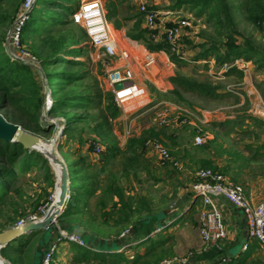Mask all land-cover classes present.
I'll return each instance as SVG.
<instances>
[{"label": "rangeland", "instance_id": "1", "mask_svg": "<svg viewBox=\"0 0 264 264\" xmlns=\"http://www.w3.org/2000/svg\"><path fill=\"white\" fill-rule=\"evenodd\" d=\"M104 1L105 4H107L106 0ZM177 1L179 0H146V3L149 6L161 10L164 13L163 16H161L163 19H176L175 21L184 18L189 19L191 25L182 30L181 40L179 42L185 54L184 62L186 63L181 68H178L168 55V58L165 55H161L160 58L154 55L156 60H159L160 63L156 61L150 71L144 70V62L150 57L148 56L149 52L146 50L147 44H149L150 41L138 42L129 37V34L136 35L138 29H143V20H140L136 24L135 22L133 23V21L126 22L124 20L125 17H138L140 15L137 6L125 2L120 7V17L117 22L120 23L121 29L117 30L114 24L110 22L116 30L119 51H126L128 53L126 62L130 64L135 73V83L138 86V83H140L146 90L144 96L126 103L123 109L118 107L121 110L119 119L123 117V115H126L128 118L126 120H122L121 118V121L115 124L114 121L112 122L115 141L118 145L119 139L116 137L114 130L118 133H122L124 136L125 133L122 131V128L125 122L128 125L125 134L126 143H128L129 139L139 137L145 131L151 129L160 133V136L148 138L146 140V157H143V163L145 165L144 167L136 168L135 172L133 170L128 171V174L130 171L133 172L134 177H132V179H130L128 175H118L119 171L115 175L114 171L117 166H114L111 171L109 169V173H104V176L110 179L115 177L117 184L119 180L118 185L121 189H127L134 193V197L136 198L134 201H138V198H144L146 206L148 204L152 213L160 210L161 207L166 209L174 201L176 196L175 192L178 191L177 188L191 183L194 173L203 169L200 163L202 160H212L218 170L221 172L224 171L223 173L230 181L244 187L246 183L251 181L249 177L252 173V169L250 168L254 167L246 165L247 159L251 158L257 152L264 153V124L258 125L252 120H244L248 119L249 116L258 118L254 115L259 113V111L262 115L264 114V72L258 70L255 63L245 61L244 59L236 60L232 66H218L215 58H209L205 60L206 62L201 63L197 61L196 56L201 51L213 46L214 43L219 46L222 45L223 48L226 40L218 37L217 28L214 26L215 20L209 19L215 14V11H211L204 16H197L196 11H193L189 5L177 8ZM225 1L230 7L234 28L236 32L240 34V37L236 36L238 42L243 41L241 37H246L252 39L256 45L264 46L263 35L254 25L246 20V14L241 10L245 1L251 3L253 0ZM77 2H79V0H77ZM168 11L173 14L166 15ZM171 23L172 22H168L167 24L170 25ZM13 24L14 22L5 28L4 31L7 35ZM73 26L78 33L84 31L80 26ZM161 37L164 39L163 34H161ZM162 41L163 40H161V42ZM84 45L86 47V55L81 60L87 63L88 68L86 70L89 71V75L83 84L85 86H95L96 81H98L99 88L104 93H111L106 90L105 62H103V60H98L95 54L96 52L90 47L87 38L84 40ZM24 47L31 53L28 45H24ZM94 60H96V62H94ZM112 63L121 66L125 64V61L119 56L118 59L112 60ZM243 67L245 72L242 70ZM231 68L242 71L243 77L237 74L229 75L228 71ZM62 69L63 66L61 65L58 67L57 71H61ZM33 73L43 90L42 78L35 73V71ZM175 76L185 77L199 83H207L215 88L216 95L211 97L200 96L177 89L171 81ZM173 91H177L182 100H179L173 95ZM145 104L147 105L144 106ZM164 105L177 106L188 111L191 115H185L187 121L183 124L159 127L153 122V114ZM99 114L100 113L97 112L94 115L98 116ZM0 115L2 116L1 113ZM42 115L44 116V118H41L43 128H49L48 122L55 123L52 127V131L48 134H30L39 137L41 140L39 143V145L42 146L41 149L51 151L64 162L66 160L68 166L73 168V165L70 164L69 156L65 154V143L70 140L59 134L64 124L63 119L61 117H52L44 113ZM258 119L264 123V115ZM228 121H235L239 124L230 125V123H226ZM93 125V123L81 125L80 129H85L81 137L82 141L79 140V137L71 140L72 143L87 147L91 152L92 149L90 146L94 147V144L97 143L107 151L106 143L95 137L92 130ZM197 136H201L204 139L203 145L197 146L195 144V138ZM151 140L162 143L169 151L171 157L183 166V171L188 170L192 175L189 174L185 177L183 174H180L181 171L177 170L174 166L170 164H166L165 166L161 165L158 155L147 146V142ZM247 147H251L252 151L247 150ZM102 156L103 154L99 157L101 158ZM114 162L115 161H113L112 164ZM255 165L257 166L253 171L260 172L259 164ZM38 172V174L32 176L21 175L17 184L13 186L7 203L0 209V228L3 230L0 234L14 228L19 221L29 216L39 215L41 207L44 208L47 206L45 209L47 210L49 205L52 204V198L59 183L60 173L56 169L52 171L53 181L56 186L54 185V187H51L47 181V176H45L46 174H44L45 171ZM153 178L162 180L156 182ZM71 179L73 182L72 188L78 194L75 198L76 202L74 203H82L83 193H81V191L83 190L82 184L84 177L81 171L74 168V172L72 171L71 173ZM146 212H148V210ZM144 215L146 214H142V216ZM191 217L190 229L187 231L188 235L192 233L191 226L194 223L193 219L196 218L194 214H192ZM159 218L163 220L165 216L162 215ZM193 225H195V223ZM91 228L97 233L104 234L105 230L103 231L102 228L96 224H92ZM0 256V260L3 263L9 264L1 255V252ZM162 257L163 254L160 255V258Z\"/></svg>", "mask_w": 264, "mask_h": 264}, {"label": "trees", "instance_id": "2", "mask_svg": "<svg viewBox=\"0 0 264 264\" xmlns=\"http://www.w3.org/2000/svg\"><path fill=\"white\" fill-rule=\"evenodd\" d=\"M128 1L106 0L107 18L117 30L122 28L117 22L120 17V7ZM23 2L24 0H0V113L7 122L19 125L29 133L48 134L52 129L43 128L41 121L44 108L41 86L33 71L26 65L11 60L4 48L7 35L4 30L15 21ZM176 5L177 8L189 5L193 11H196L197 16H204L215 11L209 19L215 20L214 26L217 28L218 37L226 40L223 48L222 45L214 43L213 46L201 51L196 56L197 61L215 58L218 66H232L236 60L244 59L255 63L258 70L264 72V46L256 45L252 39L246 37H241L243 41L238 42L236 36L240 37V34L234 28L230 7L225 0H179ZM78 6L77 0H36L23 27L21 43L23 46L28 45L31 53L41 62L53 100L48 115L63 119L61 136L68 140L80 137L79 140H81L85 129H80V126L93 123L92 130L95 137L107 145V151L102 156L103 168L116 160L118 156H122V173L128 175L129 170L135 172L136 168L144 167L145 142L148 138L159 137L160 133L151 129L139 137L129 139L125 150L118 147L113 136L112 122L121 116V110L114 103L112 93H104L99 88L98 81L95 86L83 84L89 75V71L86 70L87 63L81 60L86 55L84 40L87 35L85 31L78 33L71 21ZM241 10L245 12L246 20L254 25L264 37V0H253L251 3L245 1ZM124 20L134 21L136 24L142 20V17L141 15L129 16ZM129 37L138 42L149 40L145 29H138L136 35L129 34ZM150 43L147 44L150 52L170 53V46L166 41L156 44L150 41ZM170 58L178 68L186 64L184 59L176 55H170ZM61 65L63 69L57 71ZM228 74L243 77V72L235 68H231ZM171 81L177 89L184 92L208 97L216 95L215 88L207 83L195 82L181 76H175ZM172 94L182 100L177 91H173ZM97 112L100 114L94 115ZM244 120H252L258 125L264 124L258 118L251 116ZM226 123L239 124L235 121ZM91 149H93L92 146ZM247 150L252 151V148L247 147ZM251 162L259 164L260 173L264 174V153H255L247 159L246 165L248 166ZM200 163L203 168L218 170L210 159L202 160ZM76 166V164H73V168L68 166L70 176ZM35 170L45 171L49 185L54 187L53 169L43 154L37 151L31 152L19 143L5 142L0 139V209L7 203L11 190L20 176ZM153 179L156 182L160 181V179ZM123 191L115 177H112L104 190L105 198L100 203L101 209H106L109 204L111 205L110 211L102 213L105 220L113 221L116 226L126 230L133 223L136 226L150 225L158 220L160 214H163L161 209L152 213L148 204L146 206L144 198L134 201L130 197L126 200ZM76 196L71 187L68 202L58 220L62 227H66V220L75 214L72 206L73 201H76ZM114 197L119 199L118 203L114 202ZM144 213L146 215L142 216ZM1 231L3 230L0 228ZM213 251L221 253L217 250ZM1 255L13 263L12 259L6 255V248L1 250ZM159 260V255L157 256V253L153 251L145 257H137L132 264H153Z\"/></svg>", "mask_w": 264, "mask_h": 264}, {"label": "crops", "instance_id": "3", "mask_svg": "<svg viewBox=\"0 0 264 264\" xmlns=\"http://www.w3.org/2000/svg\"><path fill=\"white\" fill-rule=\"evenodd\" d=\"M128 2L138 7L139 3L146 2V0H129ZM154 54L157 55L158 58H160L161 55H165L168 58L163 52H155ZM158 62L160 63L159 60H157V63ZM116 66H118V64ZM138 84L146 93L143 85L140 83ZM121 118L122 120H126L128 117L123 115ZM121 118L115 120L114 124L121 121ZM127 126L125 122L122 128L125 134ZM114 133L119 139L118 145L120 149L124 150L127 144L125 134L123 136L122 133H118L116 130H114ZM65 144V154L69 156L70 164H76V170L81 171L84 177L82 184L83 190L81 191V193H83V201L79 204L74 203L72 206V211L75 214L66 220V227H62L60 222H58V224L60 229L67 232H73L75 227L83 229L84 234L82 238L86 245L79 246L66 240L60 242L53 264H132L137 257H145L149 252L152 253L153 251L157 253V256L159 255V258L160 255L163 254V257L153 264H158L164 259H172L176 264L264 263V248L249 236V228L244 215L239 209L222 198L218 200V206L222 212L226 225L228 241L224 251L221 253H217L213 250H206L199 235L198 215L201 209V201L196 199L195 196L187 190L196 180L195 173L192 176L193 180L191 183L177 188L178 191L175 192L176 197L174 201L166 209L161 207L163 214H160L159 217L163 215L165 219L161 220L158 218L156 222L144 226H136L133 223L128 226L131 229L130 234L126 238H121V233L125 228L116 226L113 221L105 220L102 213L104 211H110L111 205L109 204L106 209H101L100 203L103 198H105L104 190L111 180L105 177L104 173H107L109 169L111 171L114 166H117L114 173L116 175L119 171L118 175L121 176V174H123V157H117L113 164L112 161L103 168L104 162L102 161V157L100 158L95 155L93 149L91 152L87 147L72 143L71 140L69 142L67 141ZM105 153L106 151L104 150L103 155ZM65 163L68 167L66 160ZM255 164L256 163L252 162L249 164L250 167H254L250 168L252 169V173L249 177L251 181L244 185V189L246 195L254 203H261L264 202V174L253 171L257 166ZM103 169L105 170L103 171ZM38 173L39 172L35 170L27 174V176ZM180 174L187 177L191 172L186 170L183 172L181 171ZM128 177L130 179L134 177L132 171L129 172ZM123 192L126 200L130 197L135 200L134 193L127 189ZM76 195L78 194L76 193ZM184 196L187 197V202H183L185 207L179 209L176 203L178 199ZM118 201L119 199L114 197V202L118 203ZM171 206H174L173 210L170 209ZM118 207H120L119 204ZM192 214L196 217L193 219L195 225H193L194 223L192 224V233L188 235L187 231L190 229L189 226L191 225ZM92 224L98 225L103 231L105 230L104 234L95 232L91 228ZM157 227H162V231L156 232ZM58 236V229L55 228L50 232L31 231L22 234L10 240L4 247L6 248V255L8 258L12 259L13 263L8 259H5V261L9 264H40L43 254ZM245 245L247 246L246 250L244 249ZM183 260L185 263H183Z\"/></svg>", "mask_w": 264, "mask_h": 264}, {"label": "built area", "instance_id": "4", "mask_svg": "<svg viewBox=\"0 0 264 264\" xmlns=\"http://www.w3.org/2000/svg\"><path fill=\"white\" fill-rule=\"evenodd\" d=\"M35 3L36 0H24L21 10L7 35L4 48L7 55L12 60L26 65L42 78L44 95L43 113L48 114L53 100L47 86L43 67L40 60L28 52L21 43L23 27ZM138 10L142 17L144 29L147 31L149 40L155 44L160 43L161 40L166 41L170 46V53L162 52L169 57L170 55H176L181 59H184L185 54L182 51L179 42L181 40L182 30L191 25L189 19L184 18L177 21H175L176 19H163L161 16H163L164 13L155 7L147 5L146 2L139 3ZM171 14L173 13L170 11L166 13V15ZM71 21L74 25L80 26L84 29L90 47L96 52L95 54L97 56H95L98 60H103V62H105L106 90L113 94L115 104L120 109H123L126 103L144 96L145 92L135 83V73L133 69L130 64L126 62L128 53L126 51H119L116 30L107 18L105 1L79 0L78 9L72 15ZM168 22L172 23L168 25ZM161 34H163L164 39H162ZM147 51L149 52L148 56L150 57L145 60L143 68L145 71H150L151 67L155 65L157 60L154 53L149 50ZM119 56H121V59H124L125 64L116 66L112 63V60L118 59ZM94 62H96V60H94ZM242 70H244V67ZM188 114H190L188 111L177 106L164 105L154 112L153 122L159 127L179 125L187 121L186 116ZM263 115L259 111V113L254 116L261 118ZM203 143L204 139L201 136L195 138V144L197 146H201ZM147 146L158 155L161 165L165 166L166 164H170L177 170L183 171V166L171 157L169 151L162 143L151 140L147 142ZM93 153L100 156L104 153V149L96 143L93 147ZM195 177V182H193L187 190L189 193L193 194L196 199L201 201V209L198 215L199 235L206 250H217L222 252L228 241V232L222 212L218 206V200L220 198L226 200L242 212L249 228V236L264 248V202L254 203L246 195L243 186L233 183L219 170L203 168L196 171ZM46 208L47 206L44 208L41 207L39 215L29 216L26 219L19 221L14 228L25 226L28 223H38V221L41 218H44L48 212L49 207L45 210ZM170 209L173 210L174 206H171ZM54 228L58 229L59 236L45 251L40 264H53L58 245L64 240L75 243L79 246L86 245L82 237H78L72 232L60 229L58 220H54L50 226L45 228V231L50 232ZM162 229V227H157L156 232H161ZM130 232L131 229L128 228L121 233L120 237L126 238ZM244 249H247L246 245L244 246ZM183 263H185L184 260ZM159 264H176V262L172 259H166Z\"/></svg>", "mask_w": 264, "mask_h": 264}, {"label": "water", "instance_id": "5", "mask_svg": "<svg viewBox=\"0 0 264 264\" xmlns=\"http://www.w3.org/2000/svg\"><path fill=\"white\" fill-rule=\"evenodd\" d=\"M42 118L44 116L42 115ZM55 123L53 122H48L49 129H52ZM61 134V131L59 132ZM0 139L4 140L5 142H12V143H19L21 144L24 148H26L29 151H37L41 154H43L50 162V165L53 169L52 161H51V154L48 152L41 151L37 148V146L40 143L39 137L32 135L24 130L16 124L7 122L3 116L0 115ZM55 161L62 166V174L60 177V193H59V203L58 206L60 207L59 210L57 209H49L46 215L44 216V220L42 224H34V223H28L25 226L18 227V228H11L3 233L0 234V239L1 238H6L7 241L3 246H0V252L1 250L6 246V244L22 235L31 231H45V228L47 226H50L54 220H59L60 216L62 215L63 209L66 206V203L68 202L69 196H70V190L72 186V180L71 176L68 171V167L65 164V162L60 159L56 158ZM54 170V169H53ZM56 186V185H55ZM183 202H187V197H181L177 201V207L179 209H183L185 205ZM149 219H146L148 221ZM74 235L78 237H82L84 234V230L75 227L73 232ZM1 257V256H0ZM1 264V263H0Z\"/></svg>", "mask_w": 264, "mask_h": 264}, {"label": "bare ground", "instance_id": "6", "mask_svg": "<svg viewBox=\"0 0 264 264\" xmlns=\"http://www.w3.org/2000/svg\"><path fill=\"white\" fill-rule=\"evenodd\" d=\"M41 147L42 146H40V145H38L37 146V148L39 149V150H41V151H44V152H48V153H50L51 154V161H52V165H53V167H54V169H56L60 174V177H61V174H62V166L61 165H59L56 161H55V159L56 158H59L56 154H54V153H52L51 151H48L47 149H41ZM59 193H60V178H59V183H58V185H57V187H56V191H55V193H54V195H53V198H52V204L51 205H49V209H57V210H59L60 209V207L58 206V203H59ZM55 194H56V198H55ZM43 220H44V218H41L39 221H38V223L37 224H42L43 223ZM7 241V239L6 238H1L0 239V246H3L4 244H5V242ZM0 263L1 264H5V263H3L1 260H0Z\"/></svg>", "mask_w": 264, "mask_h": 264}]
</instances>
